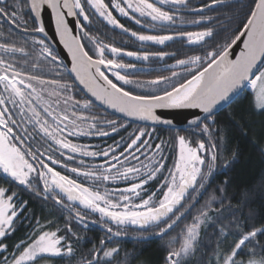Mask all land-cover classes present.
<instances>
[{
    "label": "snow or ice",
    "instance_id": "obj_1",
    "mask_svg": "<svg viewBox=\"0 0 264 264\" xmlns=\"http://www.w3.org/2000/svg\"><path fill=\"white\" fill-rule=\"evenodd\" d=\"M218 2L212 0L211 5L189 10V14L200 15V19L189 22L180 14L188 9V0H0V25L7 23L10 29L7 36L0 35V173L33 194H39L38 189L42 188L41 198L53 196L54 202L72 211L81 225L86 217L78 208L96 213L117 227H157L161 235L173 230L196 206L193 203L186 207V194L190 190L207 192L209 178L216 169V142L209 139L206 146L203 140L194 142L179 135L169 167L167 142L153 143V132L145 128H137L127 141L121 137L114 146L99 150L96 145L75 141L126 130L127 126L117 120L84 115L93 100L125 117L153 124H171L158 114L160 110L197 109L204 115H197L189 126H202L201 134L209 137L216 131L209 129V124L215 125L219 106H226L247 87L255 94L254 103L264 110V0H249L240 25L222 44L205 47L214 39L212 28L175 31L187 23H209L210 18L206 20L202 13ZM45 14L54 26L52 36L58 41L46 30ZM118 17H127L141 27H145L142 21H147L149 31H131ZM94 19L142 44L164 45L183 39L202 54L176 59L174 65L165 69L169 75L140 80L129 71L135 66L124 63L122 57L147 62L173 58L175 53L126 51L105 43L90 31ZM157 25L173 31L153 34ZM17 33L23 37L20 44L14 38ZM237 42L243 47L233 56L231 50ZM57 43L70 55V67L56 51ZM65 71L91 99H75L73 84L64 78ZM54 74L56 78H51ZM85 158H100L103 163L89 164ZM70 163L77 166L69 167ZM58 167L72 175L58 171ZM36 180L39 185L34 184ZM115 181H122L125 186L104 187ZM153 181L158 186L149 191L148 185ZM219 191L223 194L224 189ZM217 200L215 194L210 195L193 222L184 227L179 240L172 241L179 247L169 249L168 264H184V258L195 252L201 226L211 221L209 213ZM219 203L223 205V199ZM26 207L27 202L20 201L15 192L0 186V254L8 251L3 239L16 230ZM219 214L217 211V217ZM49 228L51 223L37 220L32 232L13 245V251L0 259V264H36L46 255H71L73 247L67 236L58 235L60 229ZM67 231H71L70 225ZM106 231L121 235L119 231L113 233L111 227H106ZM219 231L223 233L224 227ZM258 234L264 236V227L247 233L238 231V241L227 252L214 253L216 264H258L255 260L238 259V254ZM100 243V249L89 253L93 259H84L81 264H111L108 259L102 262L101 254L111 258L119 250L107 249L103 240Z\"/></svg>",
    "mask_w": 264,
    "mask_h": 264
},
{
    "label": "trees",
    "instance_id": "obj_2",
    "mask_svg": "<svg viewBox=\"0 0 264 264\" xmlns=\"http://www.w3.org/2000/svg\"><path fill=\"white\" fill-rule=\"evenodd\" d=\"M248 4L249 0H219L214 7H211L212 13L217 16V19H214L216 23L214 39L209 40L205 47L224 43L240 25V21L247 13ZM93 25L98 33L102 29L113 30L98 19L93 20ZM100 33L103 35L102 32ZM195 54L199 53L190 55ZM254 95L251 90L244 91L229 107L217 115L216 125L219 132L215 136L219 139L218 160L224 165L230 159L231 165L227 170L217 172L210 181L207 192L198 197V202L190 200L196 205L191 214H186L173 230L163 236L155 237L159 235V228L152 227L154 239L146 238L143 243L121 240L120 253L114 257L115 260L111 264H168L166 257L169 249L179 247L172 241L179 240L184 227L193 222L198 209L212 194H215L218 200L212 204L213 211L209 213L211 221L201 226L196 250L184 258V264H216L214 253L227 252L234 242L238 241V231L247 233L254 228L264 227V111L257 112ZM160 131H163L165 137L170 134L169 140L164 141L169 143V148H166L169 152H166L167 163L172 165L175 156L172 149L176 147L178 135L175 129L165 128ZM0 186L11 190L13 187V192L21 191L16 185L9 184V180L2 173H0ZM220 188L224 189L223 194L219 191ZM220 199H223V205L219 203ZM37 201L35 198L27 200L28 205L24 209L26 219L17 224L22 225L5 239L4 242L9 247L7 252L0 254V259L8 256L13 251L12 246L24 240L32 232L37 220L41 224H47L52 222L51 219L57 218L63 225L69 218H65L64 212L59 207H56L58 211H55L51 202L39 204ZM217 211L220 213L219 217L216 215ZM233 221L237 224L233 225ZM52 226L53 223L51 228ZM222 227H224L223 233L219 231ZM253 256L264 261V236L258 234L255 241L248 244L244 252L238 254V257L246 262ZM53 261V259L48 260L47 264H61ZM70 262L72 263V260ZM79 262L80 259H77L73 264ZM40 263L41 261L36 262V264Z\"/></svg>",
    "mask_w": 264,
    "mask_h": 264
},
{
    "label": "flooded vegetation",
    "instance_id": "obj_3",
    "mask_svg": "<svg viewBox=\"0 0 264 264\" xmlns=\"http://www.w3.org/2000/svg\"><path fill=\"white\" fill-rule=\"evenodd\" d=\"M212 0H188V9H184L181 11V15L184 16L186 21H193V20H198L200 19V15H193L189 14V10L191 9H199L201 7H204L205 5H211ZM202 15L205 17L207 20L210 18L209 23H205L203 25H192L190 23H187L185 25H182L180 28L175 29V31H201L204 30L205 28H212L213 33L215 32V20L217 19V16H215L214 13H212L211 8H205V11L202 13ZM220 16V15H219ZM121 20V23L125 25V28L130 29L131 31L134 32H147L149 31V28L147 27L148 22L147 21H142V23L145 25V27H141L140 24H136L133 20L127 18V17H118ZM215 19V20H214ZM29 27L31 28L32 25L30 24ZM10 31L9 26L7 23H2L0 25V35L7 36L8 32ZM90 31H92V34L95 36H98L101 40H103L105 43L108 44H114L116 47H121L124 48L126 51H134V52H140L144 50H148L151 52H159V51H165L169 53H175V56L173 58L165 57L163 59H152L147 62L138 60L135 57H122L123 62L126 64H132L135 66L134 69L129 70L131 73L135 75L136 78L140 80H145V79H151L156 75H169L170 73L166 71L165 69L169 68L170 66L175 64V60L179 58H184L185 56H189L192 53H202L200 52V49L195 48V47H190L187 43V41L183 39H178L170 42H166L164 45H157V44H142L140 41L136 40L134 37H130L126 34L120 33L119 29L115 30H110L108 31L107 29H102V34L96 30V27L94 25L92 28H90ZM153 34H165L167 32L173 31V29H161L159 25L156 26L155 29L152 30ZM120 33V35H118ZM18 44L23 42V37L20 34H16L14 37ZM119 43V44H118ZM107 55V53H106ZM19 58V57H18ZM176 71H179V69H173ZM65 80L73 84V93L75 95V99L77 100H84V99H91L85 91H82L81 88L76 86V82L73 80L71 76L68 75V73L65 71L63 73ZM51 78H56V75L54 74ZM139 91V89H138ZM78 93V94H77ZM224 111V110H223ZM221 111V112H223ZM221 112L215 114V121L217 122V115L220 114ZM84 115H96L99 116L101 119H110V120H117L118 122H121L125 124L126 130L124 128L120 129L118 134H113L111 136L107 137H99V136H88V137H82L75 142L78 143H84V144H91V145H96L97 150H99L101 147H107L109 145H115L116 142L120 141L121 137H124L125 141H127V138L129 134L133 133L137 128H145L148 129L149 131L153 132V137H152V142L153 143H159L161 140L164 141L169 140L170 134L165 137L163 131H160L161 129H165L166 127H156L152 125H146L143 123H136L131 120H127L123 117H121L118 114H114L111 111H108L101 107L96 101H93L91 109L84 112ZM102 114V115H101ZM207 123V122H206ZM174 129V128H172ZM170 128H167V130H172ZM209 129H215L216 131L214 132L213 135L210 137L206 134H201L202 133V126L201 127H191L187 129H175L176 135H183L186 138L190 137L192 138L191 140L194 142H199L201 140L204 141L205 145L207 146L209 144V139L212 141L216 142L217 148V161H216V169L213 172L212 176L209 178L208 181V186L210 185V181L214 178V176L218 173H221L225 170L228 169L229 165H231L230 159L228 160L227 167H225L223 164L220 163L218 160V137L215 136L216 133L219 132V128L216 125L209 124ZM107 130V129H106ZM195 133V134H194ZM35 135V133H33ZM177 136V137H178ZM159 139H156V138ZM37 140L39 141V137H37ZM38 146V144L36 145ZM169 148V143H167V147ZM120 150H123V145ZM167 149L165 150V154L167 155ZM58 158V157H57ZM79 160L80 158L77 157ZM141 160H144V157H141ZM168 161V160H167ZM173 161V160H172ZM85 162L89 164H100L103 163V161L100 158H85ZM147 163V161H144ZM168 164V163H167ZM77 166L76 164H69V167H74ZM169 167L171 165H168ZM58 171H63L64 174L66 175H72L70 172L67 170H62L61 168H57ZM3 174V173H2ZM73 178L75 179L76 177L73 175ZM83 182V181H81ZM40 181L36 180L34 181V184L39 185ZM12 186H15V183H10ZM17 186V185H16ZM124 182L122 181H115V182H108L104 185V187H108L109 189H115V188H120L123 187ZM156 181H153L148 185V190L149 191H154L157 187ZM20 188V192L16 191L15 193L18 195L20 201H26L28 199H37L39 204H44V202H51L55 211H58L56 207H59L64 213L63 215L65 218L69 217L65 224L59 223V220L57 218L51 219L49 223H53L52 228H49L47 230L55 231L56 229H60L58 235L62 236H67L68 240L71 242L72 247H73V253L71 255L67 254H62V255H46L42 259H39L38 261H41L40 264H47L48 260L52 259L56 262H59L61 264H73L77 259H80L79 264H81V261L84 259L91 260L93 259L92 256L89 255L90 251L93 249H100L101 246V241H105L107 245V249H111L113 247L117 248L118 254L120 253L121 250V244L123 240H128V241H136V243H143V241L146 238H153V230L152 227H148L147 229L141 228L139 226L135 225H124L117 227L115 224H109L107 220L102 218L96 213H89L82 208H78L77 210L81 211V215L86 217L85 223L81 225V223L76 219L74 213L70 211L67 207H61L57 205L54 202L53 196H48L47 198H41L43 196V189L39 188L38 193L39 194H33L32 192L26 190L22 186H17ZM12 190L13 187H11ZM204 191L200 190L198 192H192L190 191L188 194H186V207L187 204H193V202H190L188 197H193V201H197L198 197H200L201 194H203ZM55 195V194H54ZM63 199V197H61ZM183 202V203H185ZM68 202L65 201V204ZM28 205V202H27ZM180 211H185V209H181ZM179 215V213H177ZM24 215V210L20 214L19 219L16 223V229L20 228L21 222H23V219L25 220ZM71 226V231H67L68 226ZM106 227H111L113 229V233L119 231L121 235L116 236L113 234H110L106 231ZM74 234V235H73ZM8 237V236H7ZM6 237V238H7ZM3 239V243L5 244V239ZM122 240V241H121ZM110 241V242H109ZM106 249V250H107ZM118 254H115L114 257ZM82 256V257H81ZM114 257L111 258H105L101 254L100 259L101 261H105L106 259L111 260V263L115 260ZM43 260V261H42ZM72 260V263L70 262ZM37 261V262H38ZM53 261V262H54ZM77 264V263H76Z\"/></svg>",
    "mask_w": 264,
    "mask_h": 264
},
{
    "label": "water",
    "instance_id": "obj_4",
    "mask_svg": "<svg viewBox=\"0 0 264 264\" xmlns=\"http://www.w3.org/2000/svg\"><path fill=\"white\" fill-rule=\"evenodd\" d=\"M45 24H46V30H48L49 31V35L52 36V29H53L54 26L49 21V18L47 16V14H45ZM52 38L54 40L58 41V37L52 36ZM242 47H243L242 43L237 42V44L234 45L233 48H232V50H231L232 53H233V56L238 55L239 52L241 51ZM55 48H56V51L60 53L61 59L66 64H68V67H70V55L67 53V50L63 47L62 44H59V43H57L55 45ZM261 67H263V65ZM79 87L81 88L82 91H85L83 89V86H79ZM246 89H248V87L245 88L243 91L235 94L232 97L231 102L228 103L226 106H224V105L219 106L216 114L219 113V112H221V111H223V110H225V108L229 107V105L232 104L240 96V94L242 92H244ZM85 93H86V91H85ZM87 95L90 97V94H87ZM93 101H95V100H93ZM96 102L100 105V103L98 101H96ZM101 107H103L104 109H106L108 111L113 112L114 114H118V115H120L121 117H123V118H125L127 120L129 119V120L134 121L136 123H139L140 122V123H143V124H146V125H149V126L150 125L156 126V127H161L162 126V127H166V128H170V129L174 128V129H181V130L187 129V128H191L189 126V122L192 121V120H194L197 115H199V116H203L204 115L202 112H200L197 109H164V110H160L158 112V114H162V119L163 120L170 121L171 124H153L150 121H141V120H138L136 118L125 117L123 114L118 113V112H116L113 109L107 108L106 106H101ZM201 196L202 195H200V197ZM182 219H183V217H182ZM163 235H165V234H163ZM163 235L159 234V235H157L155 237H160V236H163ZM155 237H153V239Z\"/></svg>",
    "mask_w": 264,
    "mask_h": 264
},
{
    "label": "rangeland",
    "instance_id": "obj_5",
    "mask_svg": "<svg viewBox=\"0 0 264 264\" xmlns=\"http://www.w3.org/2000/svg\"><path fill=\"white\" fill-rule=\"evenodd\" d=\"M255 104V103H254ZM256 105V104H255ZM256 110H257V112L259 111V112H262V111H264V110H262L258 105H256ZM264 148V147H263ZM252 259L251 260H255V261H257L258 262V264H259V262L261 261L260 260V258L259 257H255V256H253V257H251ZM238 259H240L239 257H238ZM240 260H243V259H240ZM246 262V261H245Z\"/></svg>",
    "mask_w": 264,
    "mask_h": 264
}]
</instances>
